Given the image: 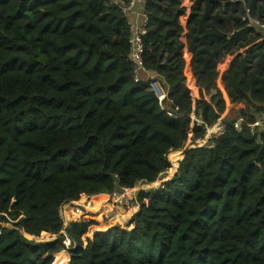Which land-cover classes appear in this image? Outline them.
<instances>
[{
	"label": "trees",
	"instance_id": "1",
	"mask_svg": "<svg viewBox=\"0 0 264 264\" xmlns=\"http://www.w3.org/2000/svg\"><path fill=\"white\" fill-rule=\"evenodd\" d=\"M245 7L264 22V0H143L134 82L115 3L0 0V264H264V135L233 128L264 112ZM137 185L127 217L74 211Z\"/></svg>",
	"mask_w": 264,
	"mask_h": 264
},
{
	"label": "built area",
	"instance_id": "2",
	"mask_svg": "<svg viewBox=\"0 0 264 264\" xmlns=\"http://www.w3.org/2000/svg\"><path fill=\"white\" fill-rule=\"evenodd\" d=\"M111 2L118 5L121 13L128 19L130 36L128 39L129 44V55L128 61L132 66V76L134 82H139L149 72L143 64V43L142 37L146 34L147 25V15L143 9V0H110ZM142 1V2H140ZM140 3V4H139ZM140 10L136 11L137 8ZM241 22L246 27H254L264 33V22H261L258 18L254 17L250 9L245 7L244 13L241 17ZM201 124L200 122L197 123ZM244 127L248 133L251 135H264V112L260 113L254 121L246 122L242 118H237L233 121V128L237 131ZM225 133V128L223 125H215L206 129L203 138H195L193 143L198 146H203L206 144V140L215 139L223 136ZM153 183L152 185H154ZM144 185L139 187L137 185L133 189L128 187H121L109 194H107L106 200L111 203V205H117L125 210L126 214H130L133 211L132 197L135 196L136 192L142 189ZM148 188V187H146ZM96 197L91 195H86L78 201L72 202L74 211L78 214H82L85 211L91 209L94 204ZM104 213L103 208H100ZM105 215V214H104ZM107 216V215H105ZM31 239L36 241L39 237L31 235Z\"/></svg>",
	"mask_w": 264,
	"mask_h": 264
},
{
	"label": "rangeland",
	"instance_id": "3",
	"mask_svg": "<svg viewBox=\"0 0 264 264\" xmlns=\"http://www.w3.org/2000/svg\"><path fill=\"white\" fill-rule=\"evenodd\" d=\"M138 10H140V8L138 7L137 9H136V11H138ZM208 144H206V146H207ZM167 175H165V177H166ZM158 182H156L154 185H151V187L150 188H155V187H157V184ZM153 188V189H154ZM111 206V203L110 202H108L107 200H106V197H105V195H101L100 197H98V198H95V200H94V204H93V209H98V210H101L100 208H103V210H104V214L105 215H107V217H111V216H115V211L112 209V207H110ZM133 213V212H132ZM132 213H130V214H132ZM130 214H126L125 216L127 217V216H129ZM125 217V218H126Z\"/></svg>",
	"mask_w": 264,
	"mask_h": 264
},
{
	"label": "crops",
	"instance_id": "4",
	"mask_svg": "<svg viewBox=\"0 0 264 264\" xmlns=\"http://www.w3.org/2000/svg\"><path fill=\"white\" fill-rule=\"evenodd\" d=\"M140 2H142V1H140ZM140 4V3H139ZM101 196V195H100ZM100 196H95L96 198H98V197H100Z\"/></svg>",
	"mask_w": 264,
	"mask_h": 264
}]
</instances>
